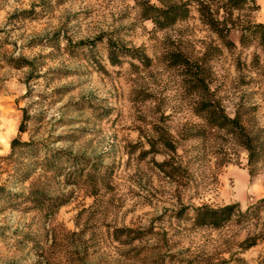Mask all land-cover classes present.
I'll return each instance as SVG.
<instances>
[{
  "label": "rangeland",
  "instance_id": "1",
  "mask_svg": "<svg viewBox=\"0 0 264 264\" xmlns=\"http://www.w3.org/2000/svg\"><path fill=\"white\" fill-rule=\"evenodd\" d=\"M256 4L233 12L237 27L226 43L196 11L159 29L140 17L132 0H0V52L21 54L37 68L26 95L28 69L0 58V150L7 145L9 152L26 108L30 118L21 139L76 156L77 170L57 160L51 186L66 203L51 219L37 212L0 214V226L8 228L0 264L12 255L16 227L33 231L42 264H156L168 254L175 261L165 264L230 256V264H239V256L258 264L264 210L259 220L219 229L195 228L174 215L200 204L238 202L244 210L264 197V50L255 39L242 43L238 30L246 21L264 23V0ZM29 9L36 17L18 13ZM113 43L138 48L148 60L116 50L118 63L112 64ZM204 92L239 119L251 151L195 113ZM161 135L175 152H152L150 141ZM28 184L8 185L20 191ZM122 227L145 228L147 236L124 244L115 231ZM253 236L257 243L243 250L241 242ZM33 257L24 252L17 264H32Z\"/></svg>",
  "mask_w": 264,
  "mask_h": 264
},
{
  "label": "trees",
  "instance_id": "2",
  "mask_svg": "<svg viewBox=\"0 0 264 264\" xmlns=\"http://www.w3.org/2000/svg\"><path fill=\"white\" fill-rule=\"evenodd\" d=\"M139 10V15L143 20H150L156 28L164 29L186 20L191 16L192 11H196L200 20L216 32L224 41L231 27H237L232 20L234 11L243 10L256 4V0H132ZM33 9L20 10L19 14L24 18H34ZM16 14V13H14ZM240 31V41L246 42L248 39H255L264 50V23L256 21H246L238 26ZM225 32V33H224ZM230 40H226V43ZM40 43V42H37ZM79 44L84 43L79 41ZM0 44V50L2 47ZM116 50L122 55L136 58L140 62L148 60L144 52H139L138 48H128L126 46L109 45L108 58L112 64L118 63ZM0 58L4 63L12 68H27L28 74L25 79L26 95L30 93L31 87L29 78L37 69L33 60L18 54L16 56L0 52ZM200 100L195 108V113L200 115L210 129L225 130L241 139L244 147L251 151L252 144L250 138L244 131V127L236 117H229L219 105H214L204 93H199ZM27 109L22 108V118L18 126V134L13 137L9 144V152L0 155V214L6 210L16 211L20 214L37 212L45 219H51L56 211L66 203L62 194L57 193L52 188V178L57 174V160H65L67 164H72V173H76L73 160L76 156L65 155L64 152H51L43 147L40 140L29 138L22 140L20 134L26 130V123L29 120ZM152 152L164 151L175 152L176 147L172 141L161 135L156 141H150ZM252 152H249L251 155ZM70 172V174H71ZM38 174L37 177L35 175ZM5 175L4 178L2 176ZM41 177L46 182L39 181ZM20 191L9 188V183L23 187ZM264 210V197L259 198L255 203L248 205L244 210L238 202H232L220 206L200 204L198 206H183L174 212L179 219L189 220L195 228L219 229L224 225L235 222L237 224L249 223L253 220L261 219ZM148 228H151L149 226ZM7 226H0V239H3ZM145 228H116V238L123 239V243L130 245L136 240L145 238ZM12 255L5 260L6 264H17L19 255L24 252L30 253L33 257L32 264H42L43 247L39 246L33 231L24 230L19 227L11 230ZM264 235V228L261 230L260 238ZM257 243L256 238L247 237L242 242V249L245 250ZM232 255V254H231ZM165 257L168 260H165ZM239 264H246L242 257L235 259ZM165 261H175L173 254L162 255L156 260V264H165ZM182 264H230L234 261L232 256L228 258H214L197 261L194 258H180ZM258 264H264V256L258 258Z\"/></svg>",
  "mask_w": 264,
  "mask_h": 264
},
{
  "label": "clouds",
  "instance_id": "3",
  "mask_svg": "<svg viewBox=\"0 0 264 264\" xmlns=\"http://www.w3.org/2000/svg\"><path fill=\"white\" fill-rule=\"evenodd\" d=\"M14 2V0H13ZM4 24V16L3 13H0V27H3ZM8 150V146L5 145L3 150H0V155H4L5 152Z\"/></svg>",
  "mask_w": 264,
  "mask_h": 264
}]
</instances>
